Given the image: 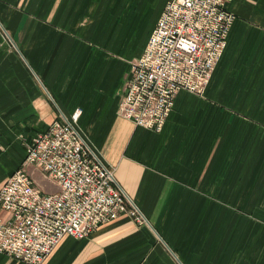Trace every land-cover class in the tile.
Returning a JSON list of instances; mask_svg holds the SVG:
<instances>
[{
    "label": "crops",
    "instance_id": "obj_1",
    "mask_svg": "<svg viewBox=\"0 0 264 264\" xmlns=\"http://www.w3.org/2000/svg\"><path fill=\"white\" fill-rule=\"evenodd\" d=\"M166 1L0 0V187L26 144L80 109L78 130L148 221L65 237L43 264H264V0H225L235 18L204 96L180 91L153 132L117 111Z\"/></svg>",
    "mask_w": 264,
    "mask_h": 264
},
{
    "label": "built area",
    "instance_id": "obj_2",
    "mask_svg": "<svg viewBox=\"0 0 264 264\" xmlns=\"http://www.w3.org/2000/svg\"><path fill=\"white\" fill-rule=\"evenodd\" d=\"M234 18L225 0H167L131 63L118 116L160 132L180 91L204 93ZM80 113L53 121L26 144L21 166L0 187V253L18 262L43 264L65 237L85 238L122 217L148 224L78 130ZM29 167L58 191L44 192Z\"/></svg>",
    "mask_w": 264,
    "mask_h": 264
},
{
    "label": "rangeland",
    "instance_id": "obj_3",
    "mask_svg": "<svg viewBox=\"0 0 264 264\" xmlns=\"http://www.w3.org/2000/svg\"><path fill=\"white\" fill-rule=\"evenodd\" d=\"M133 61H134V60H133ZM133 61H132V62H133ZM205 89H206V88H205ZM204 93H205V90H204ZM204 93H203L201 96H204Z\"/></svg>",
    "mask_w": 264,
    "mask_h": 264
}]
</instances>
